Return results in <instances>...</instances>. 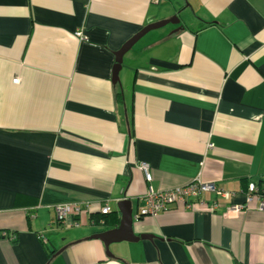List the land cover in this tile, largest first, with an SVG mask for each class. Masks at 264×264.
I'll return each mask as SVG.
<instances>
[{
	"label": "crops",
	"instance_id": "0c3cea01",
	"mask_svg": "<svg viewBox=\"0 0 264 264\" xmlns=\"http://www.w3.org/2000/svg\"><path fill=\"white\" fill-rule=\"evenodd\" d=\"M175 17L115 85L117 53ZM198 178L229 198L136 219L149 188ZM262 181L264 0H0V264H264L258 201L231 212ZM125 200L143 239L113 237L110 255L91 237L119 228ZM65 204L84 212L59 224Z\"/></svg>",
	"mask_w": 264,
	"mask_h": 264
},
{
	"label": "built area",
	"instance_id": "2783aa9c",
	"mask_svg": "<svg viewBox=\"0 0 264 264\" xmlns=\"http://www.w3.org/2000/svg\"><path fill=\"white\" fill-rule=\"evenodd\" d=\"M75 36L81 39L83 38L81 32H77ZM18 82V79L14 80V83ZM140 169L143 171L146 181L151 182L152 174L150 172V165L142 163L140 165ZM205 193H215L225 198H229L230 196L228 193L218 189L214 183L205 182L201 178H198L189 186L169 191L155 192L152 188H149L143 198L146 201V206L140 209L136 219L141 220L146 217H156L159 212L166 210L171 204L185 202L190 199H199ZM256 201H258V209L260 211H264V192L260 190L258 185L252 183L248 185L246 204L233 206L231 208V212L240 213L249 208V206ZM197 202L202 204L200 203V200ZM89 208L90 205L87 206V209ZM208 209L214 212L216 205L209 207ZM55 212L56 222L59 224H66L70 216H79L84 212V210L78 204H65L55 207ZM109 213H111V209L108 205L102 208V215H108Z\"/></svg>",
	"mask_w": 264,
	"mask_h": 264
},
{
	"label": "water",
	"instance_id": "95a60500",
	"mask_svg": "<svg viewBox=\"0 0 264 264\" xmlns=\"http://www.w3.org/2000/svg\"><path fill=\"white\" fill-rule=\"evenodd\" d=\"M178 17H175V19L169 20V21H163L160 23L148 25L145 27L136 37H134L121 51L117 53V65L115 67L114 71V79L113 83L119 84L120 78L119 73L123 66V58L125 54L133 47V45L143 36L148 34L149 32L162 28L168 24H179ZM119 210L122 211L123 214L121 224L119 228H117L114 231H108L104 233H100L97 235H94L91 237V239H100L105 243L106 249L108 251V254L111 255L109 252V246L112 242H110L111 238L116 237L117 240H122L121 238H125V240L131 241V242H138L140 239H143V237H136L133 233V216H132V209H131V202L128 200L121 201L118 204ZM124 209V210H123ZM146 238H151L153 236H144Z\"/></svg>",
	"mask_w": 264,
	"mask_h": 264
},
{
	"label": "trees",
	"instance_id": "16d2710c",
	"mask_svg": "<svg viewBox=\"0 0 264 264\" xmlns=\"http://www.w3.org/2000/svg\"><path fill=\"white\" fill-rule=\"evenodd\" d=\"M121 97V96H120ZM258 187L260 188V190L262 191V192H264V181H262L259 185H258Z\"/></svg>",
	"mask_w": 264,
	"mask_h": 264
}]
</instances>
